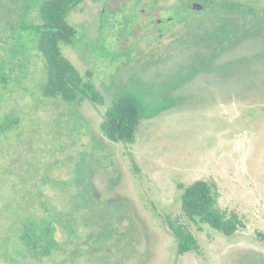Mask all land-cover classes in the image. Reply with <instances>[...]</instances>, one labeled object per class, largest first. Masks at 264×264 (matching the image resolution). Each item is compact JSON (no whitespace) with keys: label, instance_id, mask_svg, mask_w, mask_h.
Instances as JSON below:
<instances>
[{"label":"rangeland","instance_id":"1","mask_svg":"<svg viewBox=\"0 0 264 264\" xmlns=\"http://www.w3.org/2000/svg\"><path fill=\"white\" fill-rule=\"evenodd\" d=\"M187 2L85 0L74 9L78 35L64 54L83 76L93 73L103 104L44 96L37 35H14L24 58L8 62L3 51L0 61V125L7 116L18 122L0 135V264H264V81L243 99L205 93L143 119L134 143L110 141L100 128L117 93L136 90L121 86L132 84L137 59L157 50L161 33L183 36L182 20L206 22L232 2L241 7L228 15L264 25V0H216L203 11L186 10ZM168 16L173 21L157 22ZM197 180L245 227L227 236L188 219L182 194ZM26 221L54 228L49 255L26 249L17 229ZM169 221L193 235L187 253Z\"/></svg>","mask_w":264,"mask_h":264},{"label":"trees","instance_id":"2","mask_svg":"<svg viewBox=\"0 0 264 264\" xmlns=\"http://www.w3.org/2000/svg\"><path fill=\"white\" fill-rule=\"evenodd\" d=\"M84 1L0 0V61L4 59L3 51L9 54L8 62L24 58L22 53L24 45L14 35L18 31L19 33L32 31L37 35L36 46L45 60V81L41 86L43 95L60 97L67 102H79L88 98L103 104L104 96L98 92L91 80L93 73L88 71L86 76H83L64 54L63 49L64 45L75 44L78 29L70 23L69 16ZM240 7L241 4L235 2L228 5L223 4L219 7V11L210 16L208 21L195 22L189 29H186L185 35H179V38L174 39V42L183 44L181 54L184 60L183 75L180 76L177 71L180 56H173V71L164 75V82H155L157 77L160 78V74L153 71L155 78L143 79L140 85H137L138 95H123L106 109L100 125L103 135L110 141L124 144L134 143L141 121L166 114V106L171 108L173 101H176L172 96L169 98L156 96L167 92L161 88V85L170 83L171 87H175L181 79H184L186 85L196 73L197 66L204 70L201 71L202 73L216 80L217 87L215 86L214 89L216 97H221L220 95L223 94L229 98L238 97L240 99L241 93L244 94L245 90L248 93L253 91L257 81L255 78L262 71L259 64L264 58V25L260 23L261 17H255L252 21L248 17L242 19V17L227 14V11H238ZM189 26L188 23L186 27ZM245 42H248L249 47L242 49L238 47ZM233 43H239V45L231 47ZM195 60H200V64H195ZM2 64H0V69ZM240 75L248 76L249 81L236 83L237 88L233 93L228 86L229 77L234 78ZM161 77L163 78V75ZM5 80L6 75L2 76V81ZM209 91L213 93H210L211 96L214 95V92L208 89L202 94H209ZM194 94L195 92L189 89L187 95L180 99L179 105L186 107L193 102ZM16 124L18 122L14 118L7 116L0 125V135L11 130ZM132 162L135 170L139 172L140 168L133 157ZM92 199L97 202L96 198ZM91 204V206L96 205ZM182 209L191 221L207 223L227 236L245 227L236 212L226 215L217 208L211 185L205 180H197L184 188ZM59 218L65 220L63 213L59 214ZM169 224L178 241L179 253H187L193 247V235L174 226L171 221ZM17 229L22 231L20 237L26 249L31 253L37 250L38 255H49L50 248L56 245L51 239L54 232L51 226H37L31 221H26L22 222Z\"/></svg>","mask_w":264,"mask_h":264},{"label":"flooded vegetation","instance_id":"3","mask_svg":"<svg viewBox=\"0 0 264 264\" xmlns=\"http://www.w3.org/2000/svg\"><path fill=\"white\" fill-rule=\"evenodd\" d=\"M189 2L186 3V10H194V11H203L205 10L207 7L209 6H214L216 4V0H188ZM194 2H201L203 3V8L202 9H194L192 7V4ZM238 18V17H237ZM247 18V15L245 13V16L242 17V19ZM174 17L173 16H168L167 18H157V22L159 24H165L166 21L168 20L169 22L173 21ZM190 24L189 27H186L187 24ZM192 20H182V27L181 29H189L192 25H194L195 22H193L192 24ZM197 23V22H196ZM245 23H247L245 21ZM132 24V22H131ZM178 29V31H180ZM186 31V30H185ZM184 31V32H185ZM180 32H176L173 31L172 33H170L167 37L164 38V34L161 33L160 37L161 40L155 45L153 46L154 49L157 50H152L150 53H145L144 58H138L137 60L140 62L139 64V69L137 70V72L134 74L133 79L131 82L132 84L130 86H121V89H129V88H136L137 89V85H140V82L144 79V80H152L153 78H155V74L153 73V71L156 74H160V78L157 77L155 79V82H159L161 83L162 81L164 82V75H168L170 72L173 71L172 69V65H173V61H174V57L173 56H180L178 58V67H177V71H179L180 76L183 75V71H184V60L181 58V54H182V50H183V44L181 42H174V39L179 38ZM166 38H170V41H165ZM239 45V43H233L230 46L233 47H237ZM239 48H247L249 47L248 42L240 44L238 46ZM195 64H200V60H195L194 61ZM259 67L262 68V73H263V69H264V65L259 64ZM201 71H204L202 69H200L198 66L196 68V73L188 80L187 84L185 85L184 83V79L178 80V85H176L175 87H171L170 83L167 84H162L161 88L163 90H166L167 92L165 93H160L157 94L156 96H162V97H167L169 98V96L173 99H175L176 101H173L172 103V107L169 108L166 106V112L169 113L170 111H175L179 108H184V106L179 105V101L182 97H184L185 95H187L188 90L190 89L191 91L195 92L194 94V100L197 96H199L200 94H202V92H204L206 89L208 90H212L214 92V95H210V98L212 99H216L218 97H216L215 95V91L214 89L217 87V82L215 79H213L212 77H210L209 75H206L205 73H202ZM139 73V75H137ZM161 75H163V78L161 77ZM132 78V77H131ZM255 80L257 81H264V75L263 74H259L257 75V77L255 78ZM249 81V77L248 76H242L240 75L239 77H234L232 78L231 76L229 77V88L232 90L231 92L234 93V90H236L235 88H237V86H235L236 83H246ZM170 82H172L170 80ZM216 86V87H215ZM171 88V89H170ZM162 90V91H163ZM211 92L209 91V94ZM226 93V92H225ZM139 94V90H120V92L117 93L116 97L113 98V101L111 102V104L118 100V98L122 97L123 95H138ZM213 94V93H211ZM245 94V95H244ZM244 94L241 93V98H246L249 93L247 90H245ZM243 95V96H242ZM220 96H225L223 94H221ZM228 99H235L237 100L238 97H231L229 98L227 96ZM110 104V105H111ZM165 104V103H164ZM175 104V105H173ZM166 105V104H165Z\"/></svg>","mask_w":264,"mask_h":264},{"label":"water","instance_id":"4","mask_svg":"<svg viewBox=\"0 0 264 264\" xmlns=\"http://www.w3.org/2000/svg\"><path fill=\"white\" fill-rule=\"evenodd\" d=\"M192 7L194 8V9H202L204 6H203V3H201V2H194L193 4H192ZM120 125V124H119Z\"/></svg>","mask_w":264,"mask_h":264}]
</instances>
